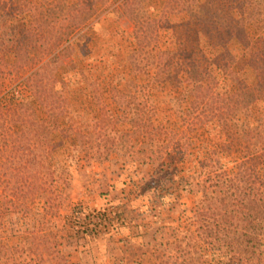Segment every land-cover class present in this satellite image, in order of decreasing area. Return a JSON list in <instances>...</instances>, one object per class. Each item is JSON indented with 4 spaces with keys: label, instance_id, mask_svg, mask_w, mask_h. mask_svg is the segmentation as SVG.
<instances>
[{
    "label": "trees",
    "instance_id": "16d2710c",
    "mask_svg": "<svg viewBox=\"0 0 264 264\" xmlns=\"http://www.w3.org/2000/svg\"><path fill=\"white\" fill-rule=\"evenodd\" d=\"M49 1L36 0L32 4L41 11L46 6L50 9L54 6ZM148 3L151 9L143 21L152 31L149 53L154 64L143 71L141 78H153L149 81L152 84L139 82L136 77L126 79L125 83L121 77L125 71L116 73L108 66L110 70L105 73L104 69L90 63L82 69L81 75L86 80L94 78L101 89L97 97L99 109L83 115L80 120L73 117L70 121L67 115L72 114L73 99L79 91L66 90L49 95L41 115L30 113L24 99L13 104L0 99V175L17 169L32 172V178L25 181L27 191L20 196L13 195L11 187L0 185V256L11 250L4 243L5 239L19 237L24 242L27 240L29 249L39 257L47 254L60 264H72L70 255L58 244L57 227L58 210L70 199L73 165L67 157L60 159L57 166L50 163L51 155L57 150H64L68 156L73 154L74 150L66 146L70 136H73L74 148L81 149L91 144L97 134H108L110 152L121 158L114 161L115 164L123 170L138 172L141 190L144 189L140 195L141 205L128 212L132 226L137 228L150 214L160 221L162 209L170 220L175 224L178 222L175 212L184 203L176 193L166 191L164 194V190L172 182L171 171L181 169L175 167L176 163H185L196 153L208 155V162L200 164L194 171L207 173L205 184L212 178L215 168L222 170V174L235 166L253 171L249 186L254 194L261 195L264 191V127L254 126L251 138L244 131L226 129L222 143L218 144L204 120L209 108L208 89L219 97L236 101L241 106L242 119L264 124V0H182L174 5L172 8L179 7L185 19L211 13L200 22V39L178 75H172L169 69L170 57L177 47L175 24L170 12L158 0H148ZM215 15L221 20L218 25ZM78 18L82 17L78 15ZM216 29L224 39L235 42V50L230 54L220 53ZM121 30L127 35L124 29ZM203 50L204 56L200 57ZM131 70L134 71L133 67ZM233 78L240 81L237 87ZM3 86L1 83L0 90ZM111 100L116 103L114 111L119 123L113 124L108 105ZM174 111L178 113L173 119ZM135 119L147 123V129L134 132L129 128L128 124ZM69 122L82 125L83 128L76 130L83 145L78 139L80 135L69 133L72 128ZM161 151L170 156L168 163L154 156ZM219 183L213 188L202 185L204 190L198 189L204 199L194 211L196 218L207 217L201 210L205 209L206 202L216 200L224 190ZM240 187L224 201L220 214L215 215L214 229L208 221L201 219L198 221L203 224L197 225L196 233L184 232L181 224L165 227L164 235L171 238L168 244L174 243L180 250L190 249L192 253L212 250L203 256L204 264H264V243L259 237L245 227L238 230L237 240L229 235L231 227H239L245 220L247 190ZM203 233L208 240L209 237L215 239L211 241L215 244L213 249L203 246L206 240L202 243L199 236ZM117 238L129 257H136L139 250L145 249V245L135 242L137 238L128 229H117ZM192 253L172 261L167 259L162 264H194Z\"/></svg>",
    "mask_w": 264,
    "mask_h": 264
},
{
    "label": "rangeland",
    "instance_id": "374dc122",
    "mask_svg": "<svg viewBox=\"0 0 264 264\" xmlns=\"http://www.w3.org/2000/svg\"><path fill=\"white\" fill-rule=\"evenodd\" d=\"M35 1L0 0V84L4 85L0 90V99L11 104L24 99L30 113L41 115L49 95L61 94L66 90L79 91L73 99L75 104L71 107L72 114L67 117L69 121L73 117L80 120L83 115H90L99 109L97 97L101 89L94 78L86 80L81 75L82 69L90 63L98 65L105 73L110 70L108 66L116 73L125 71L121 75L125 83L126 79L134 77L139 78V82L151 83L149 81L153 78L142 79L143 71L154 64L153 56L149 53L152 31L143 21L151 9L148 0H50L49 3L54 6L51 9L46 6L41 11L32 4ZM180 1L158 0L170 12L175 24L177 47L169 60L172 75H178L184 61L192 57L194 46L200 39V22L211 16V13L205 12L197 18L185 19L179 7L172 8ZM78 15L82 18L76 19ZM214 19L217 25L221 21L216 15ZM41 26L43 28H39ZM216 38L222 55L235 50V42L224 39L217 29ZM204 53L205 50L199 56L203 57ZM233 81L236 87L240 83L234 78ZM206 98L209 108L204 120L212 129L218 144L222 143L223 131L226 129L244 131L251 138L254 126L260 124L264 127L261 122L242 119V109L236 101L219 97L208 89ZM108 105L113 124L119 123L114 111L115 101H108ZM177 113L174 111L171 115L173 119ZM69 123L72 126L69 133L79 136L76 129L82 127L80 122ZM128 127L135 132L147 129L148 124L135 119ZM72 137L66 143L67 147L74 150L72 155L57 150L50 157L53 166L66 157L73 165L70 199L58 210L57 227L58 244L70 255L72 264H162L167 259L172 261L192 253L190 249L182 251L174 243L168 244L171 238L164 235L163 229L181 224L184 232L196 233L197 225L203 222L201 220L208 221V225L214 229L215 215L220 214L224 201L240 187L237 181L242 190H247L244 197L245 220L239 227H231L229 235L231 239L237 240L238 230L245 227L264 243V191L261 195L251 191L249 184L254 175L251 169L231 166L221 174L222 170L215 168L212 178L205 184L207 173L194 171L200 164L208 162V155H190L185 163H176L175 167L181 169L171 171L172 182L164 190V194L166 191L176 193L184 203L175 212L178 222L175 224L170 220L162 209L160 221L150 214L141 220L142 224L137 228L132 226L128 212L141 205L140 195L144 189L141 190L138 172L123 170L115 164L114 161L121 158L110 152L108 134H97L91 144L81 149L74 148ZM78 139L83 145L81 135ZM161 152H156L154 156L168 163L170 156L166 151ZM31 178V170H11L6 175H0V185L11 187L13 195L20 196L27 191L25 181ZM218 183L224 190L216 200L205 203L201 213H206L207 217L196 218L194 211L204 199L198 189L204 190L202 185L213 188ZM151 194L159 198L154 191ZM117 229H128L134 233L137 238L135 242L145 245V249L139 250L136 257H129L118 242ZM199 236L203 239L202 243L206 240L204 247L207 245L210 250L215 247L212 243L214 238L209 237L208 240L204 233ZM4 243L11 250L0 256V264H60L59 260L49 258L47 254L39 257L32 252L27 240L24 242L19 237H10ZM210 252L212 250L207 252L203 249L193 252L194 264H204L203 256Z\"/></svg>",
    "mask_w": 264,
    "mask_h": 264
},
{
    "label": "built area",
    "instance_id": "2783aa9c",
    "mask_svg": "<svg viewBox=\"0 0 264 264\" xmlns=\"http://www.w3.org/2000/svg\"><path fill=\"white\" fill-rule=\"evenodd\" d=\"M91 230H93V228ZM96 230H97V228H96Z\"/></svg>",
    "mask_w": 264,
    "mask_h": 264
}]
</instances>
